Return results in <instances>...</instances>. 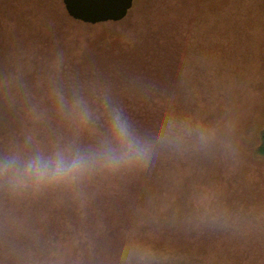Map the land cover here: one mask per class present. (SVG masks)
<instances>
[{
    "label": "rangeland",
    "instance_id": "obj_1",
    "mask_svg": "<svg viewBox=\"0 0 264 264\" xmlns=\"http://www.w3.org/2000/svg\"><path fill=\"white\" fill-rule=\"evenodd\" d=\"M37 1L0 0V155L95 144L105 100L141 131L157 117L193 131L72 185L0 181V264H137L116 253L128 242L147 264H264V0H135L98 24Z\"/></svg>",
    "mask_w": 264,
    "mask_h": 264
},
{
    "label": "clouds",
    "instance_id": "obj_2",
    "mask_svg": "<svg viewBox=\"0 0 264 264\" xmlns=\"http://www.w3.org/2000/svg\"><path fill=\"white\" fill-rule=\"evenodd\" d=\"M57 103L64 116L81 125L94 124L95 111L82 97L70 100L62 95ZM104 132L95 144L56 146L48 150H11L0 155V181L14 191L37 190L54 185H72L98 171H116L131 167L146 158L152 148L173 136L193 129L177 124L174 118L157 117L146 131H141L119 105L104 101ZM166 121V122H165ZM201 139L207 130L195 129ZM116 253L137 264H147L155 253L138 242L117 246Z\"/></svg>",
    "mask_w": 264,
    "mask_h": 264
},
{
    "label": "water",
    "instance_id": "obj_3",
    "mask_svg": "<svg viewBox=\"0 0 264 264\" xmlns=\"http://www.w3.org/2000/svg\"><path fill=\"white\" fill-rule=\"evenodd\" d=\"M135 0H63L68 15L78 21L98 24L122 21Z\"/></svg>",
    "mask_w": 264,
    "mask_h": 264
},
{
    "label": "trees",
    "instance_id": "obj_4",
    "mask_svg": "<svg viewBox=\"0 0 264 264\" xmlns=\"http://www.w3.org/2000/svg\"><path fill=\"white\" fill-rule=\"evenodd\" d=\"M49 1V0H48ZM40 5H42V0H38L37 1ZM253 137H252V142H254L253 145L257 146L259 145L262 149V151L264 150V133H261L259 130L257 129H253ZM261 133V135H260Z\"/></svg>",
    "mask_w": 264,
    "mask_h": 264
}]
</instances>
